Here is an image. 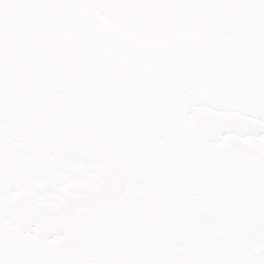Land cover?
I'll return each mask as SVG.
<instances>
[{"label": "snow or ice", "instance_id": "obj_1", "mask_svg": "<svg viewBox=\"0 0 264 264\" xmlns=\"http://www.w3.org/2000/svg\"><path fill=\"white\" fill-rule=\"evenodd\" d=\"M0 264H264V0H0Z\"/></svg>", "mask_w": 264, "mask_h": 264}]
</instances>
